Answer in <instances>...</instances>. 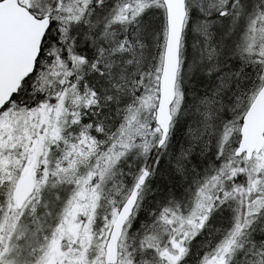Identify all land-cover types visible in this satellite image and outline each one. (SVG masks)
<instances>
[{
	"label": "snow or ice",
	"instance_id": "6c2138e0",
	"mask_svg": "<svg viewBox=\"0 0 264 264\" xmlns=\"http://www.w3.org/2000/svg\"><path fill=\"white\" fill-rule=\"evenodd\" d=\"M0 264H264V0H0Z\"/></svg>",
	"mask_w": 264,
	"mask_h": 264
}]
</instances>
